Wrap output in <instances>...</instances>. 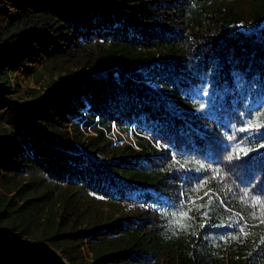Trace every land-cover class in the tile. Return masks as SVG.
Here are the masks:
<instances>
[{"label": "trees", "instance_id": "obj_1", "mask_svg": "<svg viewBox=\"0 0 264 264\" xmlns=\"http://www.w3.org/2000/svg\"><path fill=\"white\" fill-rule=\"evenodd\" d=\"M0 186V264H264V0H0Z\"/></svg>", "mask_w": 264, "mask_h": 264}, {"label": "rangeland", "instance_id": "obj_2", "mask_svg": "<svg viewBox=\"0 0 264 264\" xmlns=\"http://www.w3.org/2000/svg\"><path fill=\"white\" fill-rule=\"evenodd\" d=\"M46 78H48V79H46ZM11 79L13 81L12 84H14V86H17L19 84L18 88L19 87L21 88L18 91V93H16L13 90V92H14L13 98H15L16 100H18L20 102H26V101L31 100V99L36 100V99L42 97L44 94H46L47 90L49 89V87H47V81L49 80V77H48L46 72H44V74L42 73L40 75H37V74H27L23 71H18V72H15L14 74H12ZM33 89L36 90L35 94L32 93ZM38 90H40L41 95L37 94ZM97 120H98V116H97ZM92 124H94V123H92ZM84 130L87 131L88 133H93V134L98 133L97 130L95 131L94 128H92V127H90L89 130H86V129H84ZM135 131L136 130L132 125L129 128H126V127H121V126L113 123L111 127L107 126V128H105L104 133H105L106 138L111 140V143L114 145L130 143L134 146H137L136 135L134 133ZM175 143L171 142L170 144H173V146H174ZM156 144H157L158 148H161V146L166 147L167 144H169V143L162 144L161 140L159 139L158 142H156ZM170 146H172V145H170ZM173 146H172L173 150L176 151V148ZM1 188L2 187L0 186V189ZM100 209L98 208V212L106 213L107 208H100ZM66 218H67V220H69L70 217H66ZM19 241H20V243H29V244L34 243V241L32 239H27V240H23V241L19 240ZM41 244L43 246H45L46 248L53 249L52 247L48 246L46 242H41ZM53 253H56V252L53 251Z\"/></svg>", "mask_w": 264, "mask_h": 264}, {"label": "snow or ice", "instance_id": "obj_3", "mask_svg": "<svg viewBox=\"0 0 264 264\" xmlns=\"http://www.w3.org/2000/svg\"><path fill=\"white\" fill-rule=\"evenodd\" d=\"M204 94L207 95V93ZM182 215H186V213H182ZM205 215H207V213H205ZM201 227H204V225H201Z\"/></svg>", "mask_w": 264, "mask_h": 264}]
</instances>
